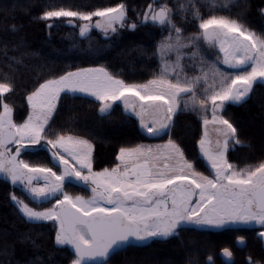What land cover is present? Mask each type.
I'll use <instances>...</instances> for the list:
<instances>
[{
    "label": "snow or ice",
    "instance_id": "snow-or-ice-1",
    "mask_svg": "<svg viewBox=\"0 0 264 264\" xmlns=\"http://www.w3.org/2000/svg\"><path fill=\"white\" fill-rule=\"evenodd\" d=\"M215 4L210 0L213 10L204 16L200 0H178L171 6L152 0L137 13L139 24L129 23L125 3L92 11L58 7L42 13L45 21L65 19L82 38L93 28L109 38L121 28L134 31L149 23L167 32L154 52L160 70L143 83L126 82L104 66L68 70L27 92V117L15 122L7 102L15 91L14 77L5 74L0 79V175L13 187L22 186L24 198L13 191L10 200L26 222L54 224V245L71 248L70 264H109L119 250L176 237L185 227L258 225V236L264 239V161L244 168L229 161L230 147L242 141L223 114L228 104L246 102L254 86L264 83V29L257 31L242 18L217 14ZM176 15L194 30L186 34L175 22ZM205 45L216 50L215 60L206 59ZM9 60L14 71L15 64L22 63L16 57ZM62 94L92 98L100 117L111 115L119 101L125 113L138 118L143 133L167 140L122 146L115 157L118 163L96 171L89 139L70 128L53 130ZM184 111L199 116L203 126L199 156L191 159L172 135L175 118ZM38 151L50 156L48 163L22 158ZM201 158L207 173L196 166ZM70 184L87 186L91 195L70 194ZM237 243L243 245L245 238L238 237ZM222 255L233 264L228 247ZM36 261L42 264L39 257ZM208 261L212 264L213 257ZM187 264L197 262L189 259ZM248 264L257 262L249 257Z\"/></svg>",
    "mask_w": 264,
    "mask_h": 264
},
{
    "label": "trees",
    "instance_id": "trees-1",
    "mask_svg": "<svg viewBox=\"0 0 264 264\" xmlns=\"http://www.w3.org/2000/svg\"><path fill=\"white\" fill-rule=\"evenodd\" d=\"M150 2L152 0H0V79L5 74L14 77L15 91L8 95L7 102L13 107L15 120L22 122L27 117V92L45 78L65 71L104 66L126 82L143 83L160 70V60L154 52L166 32L161 33L160 28L153 27L151 23L134 31L121 28L109 38L92 29L88 37L82 38L79 29L63 18L54 21L41 19L44 11L58 7L92 11L125 3L129 23L136 21L139 24L137 13H143ZM201 7L204 16L212 11L206 5ZM261 9H264V0H237L215 12L242 18L252 29L260 31L264 29ZM175 22L183 25L186 34L194 30L180 15L175 16ZM10 57L22 62L15 64V71L8 67L10 62L14 63ZM223 114L237 127L242 141L230 147L229 161L238 168L264 161V84L257 83L246 102L228 104ZM175 120L173 137L182 144L190 159L198 157L197 141L203 132L200 117L184 111ZM60 127L70 128L74 134L93 143V168L96 171L118 163L115 157L120 147L149 142L139 127L138 118L125 113L121 103H116L111 115L100 117L96 102L90 97L82 99L79 95L74 98L70 94H62L53 130ZM22 158L33 163H48L50 160L44 151L22 154ZM196 166L207 173L208 166L202 158L196 161ZM67 190L73 195H90L88 188L77 184L68 185ZM13 191L24 198L21 186L13 187L5 177H0L1 264H40L36 257L42 264H70L73 257L71 248L64 246L58 249L54 245V224L51 221L26 222L10 200ZM140 250L127 248L126 264H176L170 261L179 255L178 251L176 254L169 250L160 251L158 255H141L138 253Z\"/></svg>",
    "mask_w": 264,
    "mask_h": 264
},
{
    "label": "flooded vegetation",
    "instance_id": "flooded-vegetation-1",
    "mask_svg": "<svg viewBox=\"0 0 264 264\" xmlns=\"http://www.w3.org/2000/svg\"><path fill=\"white\" fill-rule=\"evenodd\" d=\"M210 132H212V128ZM200 136L201 134L199 138ZM146 137L149 143L153 144L154 142H165L166 138V136L163 138ZM259 231L261 229L258 225L249 227L231 226L223 229L185 227L179 230V235L176 237H170L167 240L153 239L144 245H132L127 248H141L138 252L141 255H158L160 251L165 250L175 251L177 254L178 251L179 255L170 261V263L175 261L176 264H187L189 259L196 261L197 264H209L208 256L213 257L212 264H227V259L222 255V250L228 247L233 252V257L231 258L233 264H248L249 257L256 261L257 264H264V239L258 236ZM240 236L245 238L243 245L237 243V238ZM127 248L114 253L110 258L109 264H126L125 250ZM177 260L179 261L177 262Z\"/></svg>",
    "mask_w": 264,
    "mask_h": 264
},
{
    "label": "rangeland",
    "instance_id": "rangeland-1",
    "mask_svg": "<svg viewBox=\"0 0 264 264\" xmlns=\"http://www.w3.org/2000/svg\"><path fill=\"white\" fill-rule=\"evenodd\" d=\"M237 0H216V4H215V9L214 10H218V9H225V8H227V7H229L231 4H233V3H235ZM157 2H167L170 6L171 5H174V4H176L177 2H178V0H157ZM200 2H201V5L202 6H204V5H206V6H208V7H210V0H200ZM227 3V7H225V4ZM202 8V7H201ZM200 8V9H201ZM211 8V7H210ZM212 9V8H211ZM213 10V9H212ZM94 29V28H93ZM97 30V29H96ZM99 31V30H98ZM111 35H113V34H110V36ZM167 35V32H166V34H165V36ZM215 49H209V48H207V46L205 45V53H206V59H208L209 61H213V60H215L216 59V57H215V55H214V53H215ZM172 59H174V56L172 57ZM220 67H224L223 65H220ZM186 71L188 72V75H192V72H191V70L190 69H186ZM264 84V83H263ZM116 103H120L119 101H117ZM209 117H210V113H209ZM13 120L15 121V122H17L16 120H15V115H14V112H13ZM23 122V121H22ZM212 128V126L210 125L209 126V132H210V129ZM210 135H214V133H212V132H210ZM163 143V142H162ZM148 144H151V145H156V144H161V143H159V142H154V144L153 143H147L146 145H148ZM93 150H94V148H93ZM205 163H206V161H205ZM207 164V163H206ZM0 177H3L2 175H0ZM82 185V184H81ZM19 186H21V185H19ZM82 186H84V185H82ZM22 187V186H21ZM85 187H87V186H85ZM89 189V188H88ZM89 191H90V189H89ZM90 195H91V192H90ZM45 222H49V221H45Z\"/></svg>",
    "mask_w": 264,
    "mask_h": 264
},
{
    "label": "water",
    "instance_id": "water-1",
    "mask_svg": "<svg viewBox=\"0 0 264 264\" xmlns=\"http://www.w3.org/2000/svg\"><path fill=\"white\" fill-rule=\"evenodd\" d=\"M145 134V133H144ZM146 135V134H145ZM147 136V135H146ZM144 245V244H143ZM137 246H140V245H137Z\"/></svg>",
    "mask_w": 264,
    "mask_h": 264
}]
</instances>
